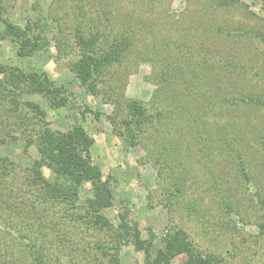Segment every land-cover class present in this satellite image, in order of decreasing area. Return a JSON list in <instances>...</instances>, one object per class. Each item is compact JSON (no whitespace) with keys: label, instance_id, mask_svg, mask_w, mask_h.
Here are the masks:
<instances>
[{"label":"rangeland","instance_id":"rangeland-1","mask_svg":"<svg viewBox=\"0 0 264 264\" xmlns=\"http://www.w3.org/2000/svg\"><path fill=\"white\" fill-rule=\"evenodd\" d=\"M0 1L5 6L0 16L16 24L23 25L33 16L35 2L43 15H49L42 35L48 44L22 58L16 55V48L9 40L0 39V62L27 71H43L55 85L67 89L62 97L70 108L51 107L37 93L25 94L24 99L37 105L38 117L53 131L65 132L75 122L84 127L92 140L88 149L90 162L98 167L101 179L108 181L111 189V205L102 213L112 228H117L124 217L129 225L136 226L142 239L154 238V251L168 231L182 230L197 251L213 253L226 264H264V226H261L264 225V180L257 176V183L234 181L230 178L234 174L227 173L223 182L231 188L227 193L231 210L226 211L225 198L220 197L221 192L212 190L209 172L194 145L188 143L186 147L180 141L162 151L166 131L170 137L180 126L175 112L165 111L168 105L180 102L173 99L177 93H170L167 85L172 74H178L183 86L199 71L213 79L217 75L221 78L225 69L243 66L245 77L235 83L232 79L224 80V86L242 84L264 89V43L246 37L252 28L264 34V0ZM78 8L86 15L83 21H79ZM106 8L112 10L110 20L105 18ZM77 25L88 34L99 32L97 37L102 40L97 48L101 52L105 49V36L113 38L126 30L133 37V45L125 51L122 61L107 72L104 70L101 82L91 92L80 85L70 69L75 54L69 47L74 46ZM224 57L232 63L228 68L221 65ZM206 60L215 65L204 64ZM239 60L242 64H237ZM108 83L113 87L115 100L122 95L140 100L147 113L162 112L161 123L147 125L141 142L136 139L134 144H129L127 133H120L124 111L117 110L122 107V101L107 98ZM4 106L0 104V111ZM12 112L21 119L20 113ZM258 114L264 121V104L257 108ZM217 117L214 121L223 123ZM232 119L243 122L240 117ZM6 122L12 123L13 119L10 117ZM15 133L12 140L0 132V264H143V254L135 250L128 234L122 232L120 236L114 229L91 221L93 217L87 214L85 206L86 199L92 195L89 182L82 185L76 206L41 201L37 196L40 185L30 179V167L38 157L36 148L33 145L26 148L23 134ZM259 144L246 152L257 165L254 169L260 167L258 161L264 160V148ZM175 148L183 150L179 160L171 159ZM188 151L194 152L192 158L187 159ZM162 154L172 167H166V161H156ZM215 154L210 159L216 160ZM8 160L13 164L9 165ZM180 160L186 161L190 169L184 173V191L173 193L171 199L175 204L171 205L167 187H172L159 171L164 166L167 173L174 172L172 176H175L180 167L174 163ZM3 166L9 171L3 170ZM219 169L211 164L209 171L218 173ZM41 172L45 180L53 181L49 168L42 166ZM189 201L196 202L192 206L195 209L187 208ZM184 258L185 254L177 256V260Z\"/></svg>","mask_w":264,"mask_h":264},{"label":"trees","instance_id":"trees-1","mask_svg":"<svg viewBox=\"0 0 264 264\" xmlns=\"http://www.w3.org/2000/svg\"><path fill=\"white\" fill-rule=\"evenodd\" d=\"M36 3L32 7L33 16L27 18L23 25L13 23L8 17L0 16L3 25L2 30H0V39L9 40L16 48V55L22 58L29 57L31 53L41 50L48 44L47 41H43L42 35L45 25L48 23L46 20L49 15H43ZM4 7V3L0 1L1 14L4 13ZM77 11V14L81 16L79 21H83V18H86L84 11L80 8ZM109 16H112V10L106 8L105 18L110 20ZM75 29L74 46L69 47L75 54V58L70 63V69L77 76L80 85L86 91L91 92L101 82V73L104 70L107 72L113 65L122 61L125 51L133 45V37L126 30L113 38L105 36V49L101 52L97 48V43L102 40L97 37L98 31L88 34L87 30L78 25ZM249 31L246 37L264 43L263 33L254 28ZM102 44L100 43V46ZM241 60L247 59L241 58ZM202 63L203 61H199V64ZM239 63H241L240 60L237 61V64ZM204 64L215 65V62L206 60ZM221 65L228 68L232 63L224 57ZM0 74L3 76L0 78V104L5 105L1 110L4 115L2 113V117H0V132L4 136H10L12 140L16 138L15 132H19L25 137L26 148L30 145L35 146L38 157L33 160L30 167L31 178L29 175L27 178H30L33 184L40 185L37 196L41 201L61 202L76 206L75 202L79 198L82 185L89 182L92 187V195L86 199L87 214L93 217L91 221L94 224L111 229L112 224L102 213L104 208L111 205V189L108 181L101 179L98 167L90 162L88 149L92 140L84 127L75 122L65 132L53 131L45 127L43 120L38 117L37 105L24 99L25 94L37 93L44 96L51 107L70 108L65 98L62 97L65 92L67 93V89L64 85H55L43 71L35 69L27 71L13 64L7 65L0 62ZM109 74V78H111L112 74ZM245 75L246 72L242 66L239 69H225L222 71L221 78L217 75L212 79L210 75L199 71L192 76L193 79L191 77L183 86L178 81V74H172L173 77L169 78L167 82L171 88L170 93H177L173 99L180 102L175 103V105H168V109L165 111H174L175 116L179 117L180 126L170 137L166 131L164 135L166 143L163 142L162 151H167L165 150L167 145L180 144V141L185 143L186 147L188 143L194 145L197 149L196 154L202 156V164L209 172L212 190L217 194L221 192L220 197L225 198L223 203L226 211L231 210L230 195L227 194L231 188L223 182L227 173L232 172L234 174L233 177H230L234 181L240 179L246 183H257L255 182L258 180L257 176L264 180V160L258 161L260 167L254 169L257 165L255 161L249 159V154L246 153L249 149H253L256 143H261L264 148V121L259 114L256 115L257 108L264 104V89L242 84L226 87L223 84L224 80L228 79H232L235 83L242 80ZM182 79L184 80V77ZM105 86L107 98L113 97L115 100L113 87H110L112 85L108 83ZM120 96L118 100H115L119 101L120 99L122 101L120 103L122 107L117 111H124L123 129L120 130V133H127L126 139L129 144H134L136 139L141 142L140 138L143 136L142 133L146 131L147 125L151 122L161 123L162 112L159 110L154 113H147L140 100L126 99L124 96ZM12 107L15 108L17 115L20 113L21 119L12 112L14 111L11 109ZM85 111H89V109L86 108ZM21 113L26 114V116L21 115ZM261 114L263 115V112ZM215 116L222 118L224 124L220 123L221 121H214ZM10 117L13 122L5 123ZM237 117L243 118V122L238 123L236 120H230ZM13 127L15 128L13 129ZM211 128H216V130L213 132L214 129ZM248 135L250 139L247 140ZM142 146L144 147L143 144ZM213 153H217L215 154L216 160L210 159ZM181 154H183V150L175 148L171 159L179 160L182 157ZM193 154L194 152L189 153L188 151L185 155L189 159L193 157ZM156 161H166V167L173 166L163 157V154L157 157ZM8 164L12 165L13 161L8 160ZM211 164L219 166L218 173L209 171ZM174 165L180 167L176 170L175 176H172L174 172L167 173L168 169L164 170V166L159 171L161 177L167 180L169 186L172 187L171 189L167 187L168 202L171 205L175 204L171 199L173 193L180 194L182 190L184 191L185 187L183 186L186 184L184 176L190 169V167H186L184 160L177 161ZM42 166L49 168L53 181L44 179L41 172ZM10 168L13 167L10 166ZM2 169L8 170L5 166ZM226 181L229 182L228 179ZM256 194L262 198L259 192ZM196 205V202L189 201L187 208L192 210L195 209L192 206ZM261 226L263 228L264 225ZM117 228L112 229L118 232L120 236L122 232L124 235L128 234L135 250L142 252L143 264H226L221 257L213 253L203 254L197 251L188 240L187 234L182 230L168 231L163 237L161 245L154 251V238L142 239L136 226L129 225L124 217H121ZM181 254H185L186 258L177 260V256Z\"/></svg>","mask_w":264,"mask_h":264}]
</instances>
